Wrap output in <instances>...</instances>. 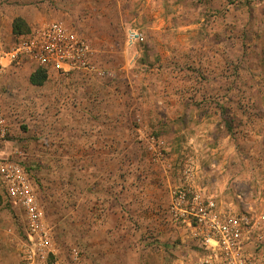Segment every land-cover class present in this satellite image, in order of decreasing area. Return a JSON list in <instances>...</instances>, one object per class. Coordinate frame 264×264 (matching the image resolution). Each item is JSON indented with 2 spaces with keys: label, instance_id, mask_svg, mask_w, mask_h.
I'll list each match as a JSON object with an SVG mask.
<instances>
[{
  "label": "rangeland",
  "instance_id": "1",
  "mask_svg": "<svg viewBox=\"0 0 264 264\" xmlns=\"http://www.w3.org/2000/svg\"><path fill=\"white\" fill-rule=\"evenodd\" d=\"M19 16L65 23L105 72L34 86L22 64L0 82V161L29 174L61 258L163 264L185 250L194 264L206 251L172 220L181 189L264 215V0H0L1 39ZM0 196V264H20L26 223Z\"/></svg>",
  "mask_w": 264,
  "mask_h": 264
},
{
  "label": "built area",
  "instance_id": "2",
  "mask_svg": "<svg viewBox=\"0 0 264 264\" xmlns=\"http://www.w3.org/2000/svg\"><path fill=\"white\" fill-rule=\"evenodd\" d=\"M131 42H142L136 31ZM93 49L63 22L33 27L8 45L0 40V82L8 68L27 64L35 72L71 75L78 72H105L94 65ZM8 132L3 97L0 93V138ZM0 185L5 198L18 207L26 223L20 264H87L79 251L71 260L61 258L29 174L14 161H0ZM172 220L188 229L206 251L201 264H261L249 244H264V215L221 211L213 197L192 189L177 191L171 208ZM256 254V255H255Z\"/></svg>",
  "mask_w": 264,
  "mask_h": 264
},
{
  "label": "trees",
  "instance_id": "3",
  "mask_svg": "<svg viewBox=\"0 0 264 264\" xmlns=\"http://www.w3.org/2000/svg\"><path fill=\"white\" fill-rule=\"evenodd\" d=\"M29 29H30V27L24 18L16 17L13 20L12 34L15 38L26 34L27 32L30 31ZM47 77H48V74L45 70L38 69L35 72L31 73V75L29 77V82L34 86H42L46 82ZM1 198L2 197L0 196V199ZM0 203H1V201H0Z\"/></svg>",
  "mask_w": 264,
  "mask_h": 264
},
{
  "label": "crops",
  "instance_id": "4",
  "mask_svg": "<svg viewBox=\"0 0 264 264\" xmlns=\"http://www.w3.org/2000/svg\"><path fill=\"white\" fill-rule=\"evenodd\" d=\"M19 17H21V16H19ZM23 18V17H22ZM13 23V22H12ZM11 31H10V33L12 34V24H11V29H10ZM13 35V34H12ZM15 38V37H14ZM0 40L4 43V44H6V45H8L9 46V44H11L15 39H13L12 41H10V42H7L6 40H4V39H1L0 38ZM11 71V68H8L7 69V71H6V73H5V75L3 76V78H5L6 77V75L8 74V72H10ZM34 72V71H33ZM30 77V76H29ZM3 78L1 79V81L3 80ZM183 236H186V237H188V235H185V234H182V239H181V241H182V246H181V248L182 247H184L185 249H186V247H187V245L186 244H183V241H184V237ZM185 242V241H184ZM184 248H182V249H184ZM170 252H172V250L170 249L169 250ZM164 252V254H165V258H164V261H163V264H192L191 262L192 261H190L191 259H192V256H191V254L190 253H188L187 251H185V250H183L182 252L180 251V252H178L179 254H175L176 256H177V260L176 261H173L172 262V260L170 261L169 259H168V257L167 256H169L167 253H166V251H163ZM204 256L205 255H202V257H198V260L194 263V264H201V262H202V260H203V258H204ZM171 257V256H170Z\"/></svg>",
  "mask_w": 264,
  "mask_h": 264
}]
</instances>
